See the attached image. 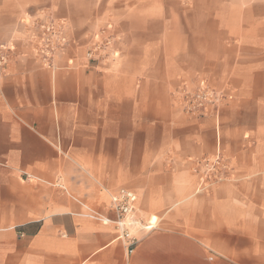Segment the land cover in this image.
<instances>
[{"label":"crops","instance_id":"crops-1","mask_svg":"<svg viewBox=\"0 0 264 264\" xmlns=\"http://www.w3.org/2000/svg\"><path fill=\"white\" fill-rule=\"evenodd\" d=\"M3 43L0 264H264V0H0ZM203 85L225 99L187 115ZM217 153L209 185L194 161ZM120 188L155 223L132 251Z\"/></svg>","mask_w":264,"mask_h":264},{"label":"built area","instance_id":"built-area-1","mask_svg":"<svg viewBox=\"0 0 264 264\" xmlns=\"http://www.w3.org/2000/svg\"><path fill=\"white\" fill-rule=\"evenodd\" d=\"M42 42L40 52L45 63L49 64L53 56L62 50L66 44V38L60 33V29L51 23L39 25ZM109 46L106 41L95 42L87 51L90 60L102 56ZM11 46L3 43L0 45V87L7 74V64L10 60ZM181 109L187 115L201 116L208 106L217 107L225 99L222 91L203 85L196 89L182 91L180 93ZM195 171L200 174L209 185L215 184L227 178L231 170L227 158L217 153L212 156H204L194 161ZM138 197L129 189L120 188L110 194V208L117 214L115 226L119 231V238L125 240L129 251H132L138 242V234L154 227L152 219L144 221L137 207Z\"/></svg>","mask_w":264,"mask_h":264}]
</instances>
